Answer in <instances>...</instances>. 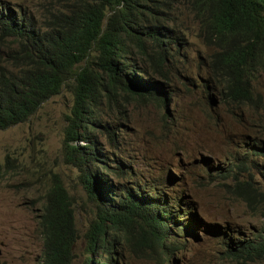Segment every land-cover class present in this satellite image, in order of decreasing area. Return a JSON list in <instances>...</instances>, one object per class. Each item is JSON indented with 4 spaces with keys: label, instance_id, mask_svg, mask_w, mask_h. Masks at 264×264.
<instances>
[{
    "label": "rangeland",
    "instance_id": "rangeland-1",
    "mask_svg": "<svg viewBox=\"0 0 264 264\" xmlns=\"http://www.w3.org/2000/svg\"><path fill=\"white\" fill-rule=\"evenodd\" d=\"M0 2L38 23L51 7L50 0ZM173 16L184 42L181 55L165 65L167 74L153 78L164 86L167 106L129 101L116 110L101 105L91 140L102 153L98 165L114 191L112 198L118 200L127 191L180 198L173 208L179 226L170 228L164 249L152 248L142 233L126 243L115 237L117 253L111 262L264 264V257L251 260L240 251L242 242H258L264 234V218L236 188L237 181H250V189L264 182V74L254 81L251 104L227 102L218 82L208 78L213 49L199 37L192 14L177 11ZM11 49L0 34V68L8 71L14 70L7 62ZM142 68L153 73L152 66ZM72 105L73 93L64 89L27 121L0 130V264H41L40 214L45 192L56 178L70 191L76 209L79 239L73 264H85V234L97 206L80 181L81 169L65 159L63 138ZM244 158L251 169L242 165ZM105 164L118 175L103 171ZM227 169L230 173L223 176ZM191 214L198 222L194 233L184 229ZM92 264L104 262L94 259Z\"/></svg>",
    "mask_w": 264,
    "mask_h": 264
},
{
    "label": "trees",
    "instance_id": "trees-1",
    "mask_svg": "<svg viewBox=\"0 0 264 264\" xmlns=\"http://www.w3.org/2000/svg\"><path fill=\"white\" fill-rule=\"evenodd\" d=\"M50 6L38 23L0 2V34L12 48L7 62L14 69L0 68V130L27 121L50 98L70 88L65 159L81 169L80 181L97 206L85 234V264L94 259L112 264L115 237L126 243L142 233L152 248L164 249L170 228L179 224H170L173 215L166 204L175 208L182 200L135 191L112 198L114 191L99 167L102 153L91 140L99 107L119 110L129 101L167 106L166 90L153 78L167 74L165 65L180 58L184 42L173 16L177 11L192 14L199 37L213 49L208 78L218 82L220 95L227 102L251 104L254 81L264 74V0H50ZM144 65L152 66L153 73L143 70ZM242 165L251 169L246 158ZM101 167L118 175L108 164ZM2 169L0 163V176ZM226 171L223 176L230 173ZM250 184L237 181L236 188L264 218V182L259 180L252 189ZM75 213L70 191L56 178L45 192L40 214L41 264L74 263L79 239ZM197 226L191 214L184 228L195 232ZM240 248L251 260L263 258L264 234Z\"/></svg>",
    "mask_w": 264,
    "mask_h": 264
},
{
    "label": "clouds",
    "instance_id": "clouds-1",
    "mask_svg": "<svg viewBox=\"0 0 264 264\" xmlns=\"http://www.w3.org/2000/svg\"><path fill=\"white\" fill-rule=\"evenodd\" d=\"M100 151V150H99ZM245 159V158H244ZM166 206H167V208L171 211V213H172V215H173V219L170 221V224L172 223V222H174V221H177L178 223H179V220H177V218H176V215H175V213H174V211H173V208H171V206H169L168 204H166ZM172 226H174V225H172ZM177 226H179V224L177 225ZM177 226H174V227H177ZM185 229V228H184ZM187 231H190V230H187ZM194 233V232H193Z\"/></svg>",
    "mask_w": 264,
    "mask_h": 264
},
{
    "label": "bare ground",
    "instance_id": "bare-ground-1",
    "mask_svg": "<svg viewBox=\"0 0 264 264\" xmlns=\"http://www.w3.org/2000/svg\"><path fill=\"white\" fill-rule=\"evenodd\" d=\"M168 97V96H167ZM171 97V96H170Z\"/></svg>",
    "mask_w": 264,
    "mask_h": 264
}]
</instances>
